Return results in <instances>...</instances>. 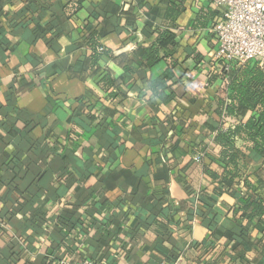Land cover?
Segmentation results:
<instances>
[{
	"label": "crops",
	"instance_id": "crops-1",
	"mask_svg": "<svg viewBox=\"0 0 264 264\" xmlns=\"http://www.w3.org/2000/svg\"><path fill=\"white\" fill-rule=\"evenodd\" d=\"M73 1L0 0V264H264L259 229L209 175L229 121L212 31L224 9ZM91 10L103 51L86 40ZM162 30L177 48L148 67Z\"/></svg>",
	"mask_w": 264,
	"mask_h": 264
},
{
	"label": "trees",
	"instance_id": "trees-1",
	"mask_svg": "<svg viewBox=\"0 0 264 264\" xmlns=\"http://www.w3.org/2000/svg\"><path fill=\"white\" fill-rule=\"evenodd\" d=\"M83 1H73V11L81 8ZM99 16H102L99 11L91 10V22L84 28L86 40L95 50H98V43L93 22ZM176 48L174 35L162 30L158 32L155 42L143 50L142 58L148 67H152L167 56V51L175 53ZM227 65L228 71L221 72L222 79L226 78L228 82L224 89L227 102L224 104L218 99L217 113L229 121L219 127L214 138L215 145L220 149L218 161L224 168L220 176L209 175L218 179V189L219 186L223 188L224 184L227 193L235 198V204L229 209L234 221L241 225L253 224L258 228L262 235L258 244L264 248V71L259 68L257 61L245 64L230 62ZM171 77L169 71L160 80L162 86ZM156 93L164 103H168L172 97ZM253 161H261V166L250 168L249 163ZM61 223L65 225L67 221L62 219Z\"/></svg>",
	"mask_w": 264,
	"mask_h": 264
},
{
	"label": "built area",
	"instance_id": "built-area-1",
	"mask_svg": "<svg viewBox=\"0 0 264 264\" xmlns=\"http://www.w3.org/2000/svg\"><path fill=\"white\" fill-rule=\"evenodd\" d=\"M224 9V16L213 28L216 45L214 59L221 62V72L228 71V63L245 64L257 61L264 71V0H213ZM228 82L222 79V87ZM58 264H93L90 260L80 262L60 261Z\"/></svg>",
	"mask_w": 264,
	"mask_h": 264
}]
</instances>
